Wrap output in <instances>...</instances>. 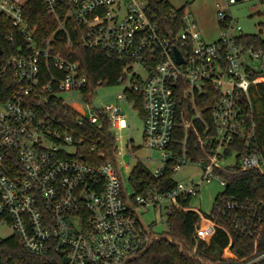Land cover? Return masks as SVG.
Here are the masks:
<instances>
[{"label": "built area", "instance_id": "2783aa9c", "mask_svg": "<svg viewBox=\"0 0 264 264\" xmlns=\"http://www.w3.org/2000/svg\"><path fill=\"white\" fill-rule=\"evenodd\" d=\"M27 1L0 0V31L15 48L6 55L0 48V225L13 229L20 247L38 257L59 253L60 264L66 259L68 264H128L162 239L143 215L165 205L167 217L174 209L198 215L197 240L209 243L218 230L229 235L230 227L257 241L264 230V201L223 195L209 216L182 204L213 180L226 189L221 177L226 169L264 175L263 151L234 150L258 136L255 99L264 83V52L244 42L229 12L237 1L229 0L226 9L217 6L220 34L211 43L201 38L188 11L180 18L172 12L171 21L180 28L165 33L147 0H42L57 28L41 38L24 15ZM60 34L69 47L102 50L124 66L119 84L125 90L117 105L94 107L97 91L85 97L89 80L82 65L55 53ZM132 95L141 96L143 104L145 148L162 154L153 178L171 172L176 182L164 193L159 185L143 195L129 193L116 162L84 163L78 150L85 139L55 115L64 109L77 115V125L97 128L105 115L115 135L128 127L121 102L132 111ZM198 124L206 157L195 160L187 145ZM187 167L202 171L199 182L176 181ZM231 245L230 237L223 262H264L257 246L238 259Z\"/></svg>", "mask_w": 264, "mask_h": 264}, {"label": "trees", "instance_id": "16d2710c", "mask_svg": "<svg viewBox=\"0 0 264 264\" xmlns=\"http://www.w3.org/2000/svg\"><path fill=\"white\" fill-rule=\"evenodd\" d=\"M147 1L154 10L157 20L165 33L179 31V22L171 21V14L175 11L178 14V18H180L187 11L186 7L177 10L168 2L162 0ZM259 1L264 5V0ZM24 15L29 20L31 27L36 30L37 36L48 38L56 31V21L47 14L42 0H28L24 7ZM263 32L264 26L261 27L259 35H244L242 38L249 47L264 52V40L261 36ZM0 40V48H2L5 55L15 51V48L10 49V41L2 31H0ZM73 40H75L74 37ZM55 45L56 54L68 61L77 62L82 65L83 74L89 80V86L84 92L86 98H90L101 87H111L119 84V77L124 66L120 62L109 59L102 50L90 49L82 44H75L73 47H69L67 37L63 34L57 36ZM130 99L136 101V108L143 118L141 96L132 95ZM255 103L259 110L258 136L256 139L250 141L249 146H245V143L242 142L238 148L234 149L238 150L241 154L256 152L258 150L264 152V83L259 85ZM55 115L70 128L78 131L80 137L85 139L78 150L80 160L91 166H101L108 162L115 163L118 154L117 139L105 115H102V125L98 128L90 126L86 122L82 125H77L75 123L77 115L64 109ZM202 132L203 130L198 124L196 131H191V137L188 141V156L195 160L206 157V153L199 144ZM172 175L171 172H168L165 178L156 180L153 178L152 173L139 162L132 171L130 183L135 191V195L138 196L143 195L148 189L156 188L157 185L161 186L160 191L164 193L169 189H173L176 185V182L171 179ZM221 177L227 182V187L216 198V202L223 195L240 199L248 198L253 202L264 201V175L258 170L240 171L238 168L226 169L225 172H221ZM191 201L192 199H188L182 201V204L185 207H190ZM197 224V214L178 209L172 210L168 217L166 238L153 243L142 256L128 264H204L202 260L221 261L220 264H231V261H222V255L230 243V237L232 238L230 251L238 259H244L252 254L255 246H257L256 253L261 254L264 252V230L256 241L254 238L246 237L228 227L230 229L229 235L218 230L209 243H206L195 238ZM168 238L178 241L181 247L169 241ZM193 249H196L195 255L191 256L189 252ZM61 259V255L56 252H51L46 257L28 254L20 247L14 236L0 242V264H60ZM261 264H264V262Z\"/></svg>", "mask_w": 264, "mask_h": 264}, {"label": "rangeland", "instance_id": "374dc122", "mask_svg": "<svg viewBox=\"0 0 264 264\" xmlns=\"http://www.w3.org/2000/svg\"><path fill=\"white\" fill-rule=\"evenodd\" d=\"M162 1L168 2L177 10L186 7V10L191 13L196 20L198 32L203 40L211 43L218 39L220 28L218 18L219 8L217 6H220L221 9H226L229 0ZM236 1L237 3L229 9L234 22H237V25L241 28L244 35H259L261 27L264 26V5L259 0ZM261 36L264 40V32ZM124 90L125 86L123 84L99 88L93 101L94 107L100 106L103 102L104 105H117V97L121 95ZM76 97H78V94ZM65 100L72 101V96L65 95ZM121 107L126 115L128 127L127 129L115 131L118 147L115 164L124 180L126 189L129 193H132L134 189L130 183V178L135 166L141 162L150 172H154L161 165L162 154L159 151H150L145 148L143 139L144 121L139 110L137 108H132L131 111L125 102H121ZM72 151L74 152L76 150L72 149ZM229 161L233 164L235 159L231 158ZM202 175V171L198 168L187 167L176 177V181L183 184H188L191 181L199 182ZM224 190V187L217 180L203 184L200 188L199 195L192 199L191 208L200 211L204 215H210L214 209L216 198L222 194ZM164 207L161 210H151L143 215V222L147 226H151L154 233L159 235L160 238H166L165 235L168 232V217ZM13 236L14 231L9 225H0V242ZM168 239L181 247L178 241L172 238ZM189 254L192 256L195 255V252L192 250ZM202 262L204 264L221 263V261L214 262L203 260Z\"/></svg>", "mask_w": 264, "mask_h": 264}, {"label": "water", "instance_id": "95a60500", "mask_svg": "<svg viewBox=\"0 0 264 264\" xmlns=\"http://www.w3.org/2000/svg\"><path fill=\"white\" fill-rule=\"evenodd\" d=\"M187 1H190V0H187ZM0 52H2V51H0ZM177 55H178V59H179V64H181L182 63V58L180 56V53L177 52ZM65 263L68 264V259L65 260Z\"/></svg>", "mask_w": 264, "mask_h": 264}, {"label": "crops", "instance_id": "0c3cea01", "mask_svg": "<svg viewBox=\"0 0 264 264\" xmlns=\"http://www.w3.org/2000/svg\"><path fill=\"white\" fill-rule=\"evenodd\" d=\"M152 173V172H151Z\"/></svg>", "mask_w": 264, "mask_h": 264}]
</instances>
